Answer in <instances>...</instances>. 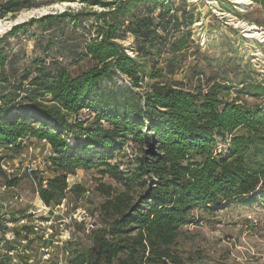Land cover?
Returning a JSON list of instances; mask_svg holds the SVG:
<instances>
[{"label":"trees","instance_id":"16d2710c","mask_svg":"<svg viewBox=\"0 0 264 264\" xmlns=\"http://www.w3.org/2000/svg\"><path fill=\"white\" fill-rule=\"evenodd\" d=\"M76 1L85 4L78 12L32 18L0 36V150L18 153L25 139L51 146L47 168L53 175L30 173L38 179L41 201L52 208L69 192L85 190L80 184L69 188L68 178L92 166L90 150L123 152L131 141L137 149L133 167L101 162L102 172L122 189L97 187L105 197L101 225L91 231V246L73 252L67 264H188L177 243L195 209L210 210L264 190V105L228 98L236 85L222 69L240 75L230 67L236 57L227 50L219 68L207 75L201 62L214 67L216 57H200L191 27L201 12L188 0H5L0 17L43 2ZM255 1L264 6V0ZM85 16L94 20L88 29ZM35 24L49 34L46 42L29 33ZM69 26L72 35L80 27L87 30L75 54L94 62L76 75L58 58L46 57ZM22 33L34 37L35 50L43 54L19 66L10 38ZM218 41L234 51L228 34ZM191 56L195 63L187 69L199 85L187 88L174 77ZM120 77L127 85L116 83ZM239 84L264 98V77ZM85 108L94 116L91 123L82 114ZM3 159L0 153V176L16 186L19 178L7 174ZM7 247L6 253L14 250L22 264H30L18 249ZM11 262L5 254L0 258V264Z\"/></svg>","mask_w":264,"mask_h":264},{"label":"rangeland","instance_id":"374dc122","mask_svg":"<svg viewBox=\"0 0 264 264\" xmlns=\"http://www.w3.org/2000/svg\"><path fill=\"white\" fill-rule=\"evenodd\" d=\"M4 1L0 0V3ZM179 1L175 0L177 4ZM188 3H195L201 12L191 27L192 40L201 47L200 57L205 53L216 57L214 67L209 68L201 62L207 75L219 68L218 59L222 57V51L227 50L236 57L230 67L240 75L237 79L233 71L222 69L223 75L236 85L228 98H237L238 102L249 106H263L264 98L255 96L239 81L243 78L248 82L257 81L264 77V6L255 0H188ZM84 7L80 1L43 2L15 15L9 13L0 17V36L9 32L16 22L24 23L66 10L78 12ZM84 21L88 29L94 20L85 16ZM38 27L37 24L32 25L28 31L31 35L36 32L46 42L49 34H42ZM61 31L56 30L57 35H61ZM72 31L71 26L66 27L65 35L57 40L59 43L46 57L58 58L76 75L94 62L88 57L78 59L75 54L81 49L87 30L80 27L73 35ZM253 32L257 34L251 35ZM224 34L231 37L234 51L228 49V42L219 43L218 37ZM10 41V49L16 53L19 66L30 64L34 55L43 54L41 50H35L32 36L25 37L22 33L17 38L11 37ZM194 63V57H189L184 71L174 77L187 88L199 85V79L193 78L187 69ZM205 77L203 75L204 81ZM115 81L127 85L123 77ZM82 114L88 123L94 120L89 113L82 111ZM70 143H74L73 137ZM219 148L226 152L227 146L219 141ZM136 150L131 141L123 152L90 150L88 156L93 160L92 166L80 168L68 178L69 188L80 184L85 190L82 194L69 192L60 205L52 208L43 206L37 192L38 179L30 173L35 170L45 177L53 175L43 165L49 147L33 140L26 142L18 153L0 150L4 156L2 166L7 174L11 178H19L16 186H9L0 176V217L3 218L0 219V258L5 254L12 264H22L14 250L6 253L8 245L7 249L15 247L18 254L28 257L30 264H67L73 252L88 249L92 244L91 231L101 225L100 206L105 200L97 187L106 183L122 189L113 178L102 172L105 167L101 162L109 161L119 164L122 170L130 169L134 166ZM193 215L194 221L180 228L177 243V250L188 264H264V190L210 210L195 209ZM91 222L93 228L88 227Z\"/></svg>","mask_w":264,"mask_h":264},{"label":"built area","instance_id":"2783aa9c","mask_svg":"<svg viewBox=\"0 0 264 264\" xmlns=\"http://www.w3.org/2000/svg\"><path fill=\"white\" fill-rule=\"evenodd\" d=\"M83 112H85V113H89L90 112V110L88 109V108H85V109H83ZM81 118V117H80ZM43 165L45 166V167H48V166H50L51 165V161H50V159L49 158H46L45 160H43ZM88 227L89 228H93L94 227V224L91 222V223H89L88 224Z\"/></svg>","mask_w":264,"mask_h":264},{"label":"crops","instance_id":"0c3cea01","mask_svg":"<svg viewBox=\"0 0 264 264\" xmlns=\"http://www.w3.org/2000/svg\"><path fill=\"white\" fill-rule=\"evenodd\" d=\"M30 141H33V140L25 139V140H24V144H25L26 142H30ZM40 144H44V145H47V146L49 147V153H48V155H47V158L50 157V156H52V155L54 154V153H53V150H52V148H51V146H50L47 142L42 141V142H40ZM43 206H45V207L48 208V206L45 205L44 203H43Z\"/></svg>","mask_w":264,"mask_h":264},{"label":"bare ground","instance_id":"6f19581e","mask_svg":"<svg viewBox=\"0 0 264 264\" xmlns=\"http://www.w3.org/2000/svg\"><path fill=\"white\" fill-rule=\"evenodd\" d=\"M257 33L253 32L251 35H256Z\"/></svg>","mask_w":264,"mask_h":264},{"label":"water","instance_id":"95a60500","mask_svg":"<svg viewBox=\"0 0 264 264\" xmlns=\"http://www.w3.org/2000/svg\"><path fill=\"white\" fill-rule=\"evenodd\" d=\"M16 24H19V22H16L15 25H16Z\"/></svg>","mask_w":264,"mask_h":264}]
</instances>
